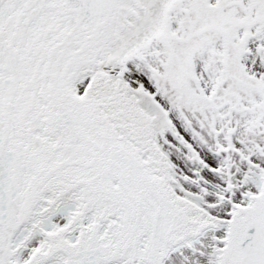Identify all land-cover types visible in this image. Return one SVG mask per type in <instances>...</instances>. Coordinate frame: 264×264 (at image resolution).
I'll list each match as a JSON object with an SVG mask.
<instances>
[{"label":"snow or ice","instance_id":"6c2138e0","mask_svg":"<svg viewBox=\"0 0 264 264\" xmlns=\"http://www.w3.org/2000/svg\"><path fill=\"white\" fill-rule=\"evenodd\" d=\"M0 264H264V0H0Z\"/></svg>","mask_w":264,"mask_h":264}]
</instances>
